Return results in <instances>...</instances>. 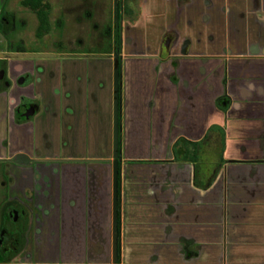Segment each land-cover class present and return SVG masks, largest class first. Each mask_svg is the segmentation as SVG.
<instances>
[{"label":"crops","instance_id":"crops-1","mask_svg":"<svg viewBox=\"0 0 264 264\" xmlns=\"http://www.w3.org/2000/svg\"><path fill=\"white\" fill-rule=\"evenodd\" d=\"M137 3L117 60L0 40V165L14 172L3 205L29 216L6 264H264V0ZM180 140L202 143L203 186Z\"/></svg>","mask_w":264,"mask_h":264},{"label":"rangeland","instance_id":"rangeland-1","mask_svg":"<svg viewBox=\"0 0 264 264\" xmlns=\"http://www.w3.org/2000/svg\"><path fill=\"white\" fill-rule=\"evenodd\" d=\"M49 3V29L42 37L36 36L38 20L36 15L21 4V0H7L4 10L10 13L16 30L11 39L0 33V40L13 48L30 51H49L62 47L77 51H93L106 53L113 44L114 0H46ZM138 0H121V20L134 16L137 12ZM128 8V11L124 10ZM9 17V18H10ZM16 19V20H14ZM9 35V36H10ZM17 174V170L15 171ZM14 175L9 165H0V229L13 227L8 216V207L3 205L10 185L8 180ZM18 198L16 197L15 201ZM29 223V221H28ZM27 223V225H28ZM26 225V227H27ZM25 231L20 235V249L25 244Z\"/></svg>","mask_w":264,"mask_h":264},{"label":"trees","instance_id":"trees-1","mask_svg":"<svg viewBox=\"0 0 264 264\" xmlns=\"http://www.w3.org/2000/svg\"><path fill=\"white\" fill-rule=\"evenodd\" d=\"M127 1V0H125ZM136 1V0H135ZM22 6L30 9L37 17L38 20V27L36 31L37 37H42L49 29V3L46 0H21ZM120 9H121V0H116V16H115V22L113 26V33H114V43L113 47L116 51V54L119 55L120 47H121V35H120ZM125 11H128L127 7H124ZM3 17H6V15L0 16V30L6 31V26L4 27V20ZM116 67L119 68V62H116ZM3 72H5V66H2ZM222 101H225V99L219 100L218 105L222 108H226V106L221 105ZM179 144L182 145L184 148L183 154L180 157L182 161H190L195 164V180L194 183L196 186H203L198 181V174H197V162L199 160V152L201 147V142H188L185 140L178 141V144L176 143V147L179 146ZM119 150V148H118ZM178 160L179 157H176ZM212 180V178L209 180V182ZM0 262H3V260L0 258Z\"/></svg>","mask_w":264,"mask_h":264},{"label":"flooded vegetation","instance_id":"flooded-vegetation-1","mask_svg":"<svg viewBox=\"0 0 264 264\" xmlns=\"http://www.w3.org/2000/svg\"><path fill=\"white\" fill-rule=\"evenodd\" d=\"M114 16H116V12L114 13ZM3 20H4V27L5 26L9 27L10 24L9 18L6 16L3 17ZM113 43H114V37H113ZM112 48H113V56H114V54H116V51L114 50L113 44H112ZM5 84L7 85V83ZM5 204L8 207L7 216L14 222H13V227L8 226V228L4 227L0 229V258L3 260V262H0V264H6L7 261L11 260L20 250L21 236L17 235L15 230L17 229V231H19L20 234L22 231H24L27 228L26 225L29 221V216L24 206L16 203L11 205L9 202Z\"/></svg>","mask_w":264,"mask_h":264},{"label":"water","instance_id":"water-1","mask_svg":"<svg viewBox=\"0 0 264 264\" xmlns=\"http://www.w3.org/2000/svg\"><path fill=\"white\" fill-rule=\"evenodd\" d=\"M116 9V0H114V13ZM13 56V55H12ZM27 57H35L37 55L27 54L24 55ZM114 58H117V55L114 54ZM3 71H0V79L2 78ZM119 104H120V96H119V68L115 66L114 68V149H115V156L113 160V183H114V250L117 255L118 251V238H117V210L116 204L118 201V184H119V168H120V150H118V143H119ZM21 156H16L12 160L16 164L22 163L23 159ZM118 257H115V264L117 263Z\"/></svg>","mask_w":264,"mask_h":264}]
</instances>
